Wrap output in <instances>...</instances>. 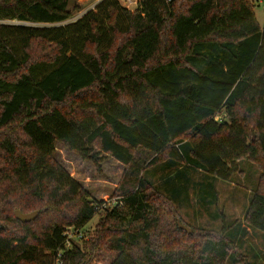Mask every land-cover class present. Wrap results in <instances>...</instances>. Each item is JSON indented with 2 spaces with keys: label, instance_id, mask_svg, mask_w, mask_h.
Segmentation results:
<instances>
[{
  "label": "trees",
  "instance_id": "trees-1",
  "mask_svg": "<svg viewBox=\"0 0 264 264\" xmlns=\"http://www.w3.org/2000/svg\"><path fill=\"white\" fill-rule=\"evenodd\" d=\"M254 7L102 0L65 27L40 29L29 25L64 23L78 7L0 0V264H91L101 251L115 253L110 264H253L227 226L179 228V191L171 198L145 175L183 162L228 180L249 159L262 173L244 223L264 232V27ZM58 142L124 164L120 198L91 197L55 160ZM17 209L38 216L22 222ZM99 212L84 248L70 245L66 231Z\"/></svg>",
  "mask_w": 264,
  "mask_h": 264
},
{
  "label": "rangeland",
  "instance_id": "rangeland-1",
  "mask_svg": "<svg viewBox=\"0 0 264 264\" xmlns=\"http://www.w3.org/2000/svg\"><path fill=\"white\" fill-rule=\"evenodd\" d=\"M102 0H71L74 10L73 17L57 24H32L29 26L40 29L51 27H65L82 18L85 14L95 11ZM126 7L125 0H119ZM254 2L255 15L261 27H264V0H251ZM136 6H131L135 10ZM9 25L21 24L19 21L2 22ZM75 26L72 30L77 31ZM108 37V36H107ZM76 41V36H73ZM256 135L253 133V139ZM104 159L99 163L84 159L76 152L68 149L62 142H58L54 153L55 160L67 170V172L81 184L91 197L105 202V205L116 202L120 196L118 188L123 180L126 166L113 157L102 153ZM182 171L183 176H176V171ZM261 167L249 160L238 161L230 179L225 180L212 175H206L202 171L178 162L175 166L160 164L145 177L167 196H174V190L179 195L175 198L174 205L171 204V212L174 219L199 232H219L223 226L228 227L227 236L238 246L239 250L248 257L253 264H264V232L252 230L245 226L244 213L249 203L252 192L257 185ZM176 188V189H175ZM172 198V197H171ZM168 202L165 201L161 207L167 212ZM18 210V209H17ZM16 211V210H15ZM38 216V215H37ZM101 213L95 215L83 228L75 231L69 230L70 245L84 248V239L90 240L100 222ZM179 227V226H178ZM88 231V232H86ZM87 236L85 237V234ZM188 232V231H187ZM193 232V230H192ZM191 232V233H192ZM115 258V253L101 251L91 264H110ZM232 262V261H231Z\"/></svg>",
  "mask_w": 264,
  "mask_h": 264
},
{
  "label": "water",
  "instance_id": "water-1",
  "mask_svg": "<svg viewBox=\"0 0 264 264\" xmlns=\"http://www.w3.org/2000/svg\"><path fill=\"white\" fill-rule=\"evenodd\" d=\"M37 215H38L37 211H33L30 213H23L21 210L15 211V217L22 222H29L31 220H34L37 217ZM177 224H178L179 228L188 231V233H191L193 230L189 226L183 224L180 219L177 220Z\"/></svg>",
  "mask_w": 264,
  "mask_h": 264
},
{
  "label": "built area",
  "instance_id": "built-area-1",
  "mask_svg": "<svg viewBox=\"0 0 264 264\" xmlns=\"http://www.w3.org/2000/svg\"><path fill=\"white\" fill-rule=\"evenodd\" d=\"M125 2H127L126 7L131 10V6H136L137 7V5L139 3V0H125ZM217 119H220V116H218ZM69 230H71V229H68L66 231L68 236H69V232H70Z\"/></svg>",
  "mask_w": 264,
  "mask_h": 264
}]
</instances>
